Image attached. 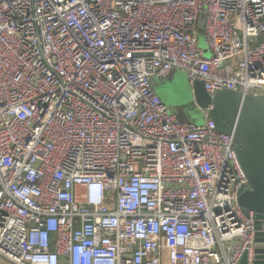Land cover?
<instances>
[{"label":"built area","instance_id":"1","mask_svg":"<svg viewBox=\"0 0 264 264\" xmlns=\"http://www.w3.org/2000/svg\"><path fill=\"white\" fill-rule=\"evenodd\" d=\"M173 70L264 95V0H0L1 260L252 264L234 138L168 112Z\"/></svg>","mask_w":264,"mask_h":264},{"label":"water","instance_id":"2","mask_svg":"<svg viewBox=\"0 0 264 264\" xmlns=\"http://www.w3.org/2000/svg\"><path fill=\"white\" fill-rule=\"evenodd\" d=\"M191 93L201 110L212 106L211 119L219 132L232 135L236 153L249 187L239 193L238 204L249 216L255 214L256 243L252 264H264V95L220 91L211 99L200 82ZM180 121L186 119L177 116ZM242 264H248L245 256Z\"/></svg>","mask_w":264,"mask_h":264},{"label":"rangeland","instance_id":"3","mask_svg":"<svg viewBox=\"0 0 264 264\" xmlns=\"http://www.w3.org/2000/svg\"><path fill=\"white\" fill-rule=\"evenodd\" d=\"M206 25H207V13L203 12L199 17L198 25H197L199 49L204 52L206 58H210L212 53L206 43V35H205ZM176 71L178 70H173L171 73ZM151 85L153 86V81L151 82ZM190 87L191 86L187 81V83L185 82V84L179 86L174 91H170V93H165L162 95L158 93L156 95H158L161 98L163 104L166 106L168 112L171 115L178 116L180 114L186 117L185 120L181 121L183 124L190 123L201 126L204 125L205 123V114L203 110H201L194 101ZM153 89H155L154 86ZM0 262L2 264H5L3 260Z\"/></svg>","mask_w":264,"mask_h":264},{"label":"crops","instance_id":"4","mask_svg":"<svg viewBox=\"0 0 264 264\" xmlns=\"http://www.w3.org/2000/svg\"><path fill=\"white\" fill-rule=\"evenodd\" d=\"M152 81H153V86L155 88L153 89L154 92H156V94L159 93L162 95L165 93H170V91L176 90L179 86H182L183 84H185V82L187 83L188 78L184 72L176 71V72L170 73V75L164 81H160L157 79H152L151 82ZM0 261L2 260L0 259Z\"/></svg>","mask_w":264,"mask_h":264}]
</instances>
